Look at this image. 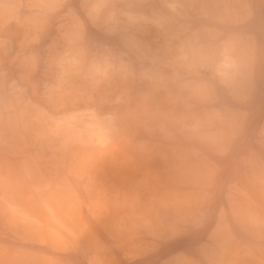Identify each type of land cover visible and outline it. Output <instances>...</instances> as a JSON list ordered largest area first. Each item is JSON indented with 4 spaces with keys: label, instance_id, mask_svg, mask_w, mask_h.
I'll use <instances>...</instances> for the list:
<instances>
[{
    "label": "rangeland",
    "instance_id": "1",
    "mask_svg": "<svg viewBox=\"0 0 264 264\" xmlns=\"http://www.w3.org/2000/svg\"><path fill=\"white\" fill-rule=\"evenodd\" d=\"M0 264H264V0H0Z\"/></svg>",
    "mask_w": 264,
    "mask_h": 264
},
{
    "label": "clouds",
    "instance_id": "2",
    "mask_svg": "<svg viewBox=\"0 0 264 264\" xmlns=\"http://www.w3.org/2000/svg\"><path fill=\"white\" fill-rule=\"evenodd\" d=\"M84 102L80 96H66L59 102L58 110L63 112L75 111L77 106Z\"/></svg>",
    "mask_w": 264,
    "mask_h": 264
}]
</instances>
